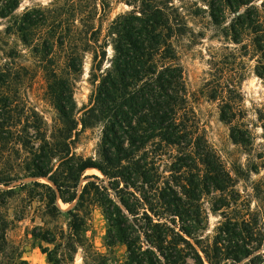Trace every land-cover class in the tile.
Returning <instances> with one entry per match:
<instances>
[{
	"label": "trees",
	"instance_id": "obj_1",
	"mask_svg": "<svg viewBox=\"0 0 264 264\" xmlns=\"http://www.w3.org/2000/svg\"><path fill=\"white\" fill-rule=\"evenodd\" d=\"M251 1L211 2V16L221 22L226 6L238 9ZM142 3L139 13L133 10L111 22L106 41L112 37L114 52L107 67L101 66L106 43L95 47L90 102L78 119L74 118L73 83L55 68L47 71V89L61 115L62 125L55 128L58 137L47 136L39 117L30 129L16 99L0 92V148L26 152L17 159L19 170L0 175V184L7 187L0 188V264H27L23 253L29 238L40 241L39 247L53 264L74 261L79 250L84 264H264V249L260 251L264 226L258 223L228 219L212 242L198 234L202 211L193 201L204 190H224L231 177L187 108L183 68L175 61L171 40L177 33L173 21L179 22L178 14L166 11L171 5L158 0ZM45 46H51L50 39ZM82 64V57L64 63L74 72L81 71ZM220 110L229 123L236 117L227 102ZM98 124L102 129L98 159L77 155L72 150L73 134ZM231 130L238 142L233 126ZM168 147L177 151L171 168L179 173L175 182L182 181L180 185L159 171L156 152ZM199 164L202 173L196 171ZM87 168H97L107 180L87 175L79 190ZM27 177L32 179L24 181ZM188 193L193 194L192 200L184 196ZM58 198L74 203L73 207L63 211ZM10 200L16 201L13 218ZM93 203L101 206L108 222L107 253L97 250L87 234ZM24 220L29 223L23 238L16 241L9 231L21 227ZM117 244L126 247L120 263L110 256Z\"/></svg>",
	"mask_w": 264,
	"mask_h": 264
},
{
	"label": "rangeland",
	"instance_id": "obj_2",
	"mask_svg": "<svg viewBox=\"0 0 264 264\" xmlns=\"http://www.w3.org/2000/svg\"><path fill=\"white\" fill-rule=\"evenodd\" d=\"M166 3V11L178 14L179 22L171 40L176 59L183 68L187 90V108L195 115L199 132L204 133L220 156L231 177L224 190H204L194 200L201 207L203 227L198 230L203 240L212 242L218 227L228 219L264 226V0H252L238 9L225 7L221 22H214L209 3L220 0H158ZM236 0H233V2ZM143 0H0V92L16 99L20 113L31 125L36 117L42 118L47 136L58 137L61 115L50 98L47 71L55 68L61 77L73 83L76 103L74 118L78 119L90 102L93 85L90 71L94 49L106 43V58L102 68L109 65L113 55L112 37L106 36L109 26L117 17L130 11L139 13ZM169 2V3H168ZM29 21V24L28 22ZM95 30V31H94ZM50 39L51 46H45ZM72 57H82V69L70 71L64 65ZM171 62H173L171 60ZM217 98H213L215 93ZM222 92V93H221ZM233 105L236 117L227 122L221 117V107ZM18 111V112H19ZM37 113V115H36ZM38 119V120H39ZM25 120V119H24ZM27 120V119H26ZM37 120V121H38ZM24 122V121H23ZM22 122V123H23ZM25 124V123H23ZM81 125L79 124L78 127ZM231 126L236 133L231 137ZM101 126L95 125L73 134V151L84 157H99ZM39 140L34 139L38 143ZM157 159L159 171L174 179L172 170L177 151L168 147ZM12 147L0 148V175L19 170L17 159L24 157ZM55 165L58 163L54 159ZM199 164L196 171L202 173ZM96 174L107 180L97 168H87L80 178L79 190L87 175ZM32 178H23L30 181ZM43 181L50 182L46 178ZM0 188H7L0 184ZM180 190L183 188H179ZM192 192V191H191ZM187 199L193 194L184 195ZM14 200L8 202L10 218ZM58 206L66 211L74 203ZM87 234L94 247L107 253L106 230L108 222L101 206L93 203ZM218 208V209H216ZM62 223L66 220L62 218ZM36 222H39L38 220ZM29 220L21 227L11 228L9 236L19 241ZM40 241L29 238L23 253L27 264H53L39 247ZM43 246L49 245L42 242ZM52 247V245H49ZM264 249V241L262 248ZM126 247L117 244L110 255L117 262L124 260ZM203 255V253L201 252ZM206 264H209L205 261ZM244 263V262H242ZM84 264L79 250L74 261ZM225 264H233L228 261ZM245 264V263H244Z\"/></svg>",
	"mask_w": 264,
	"mask_h": 264
}]
</instances>
